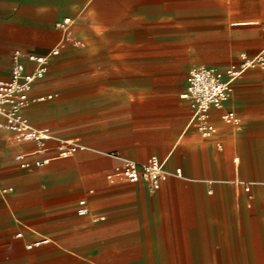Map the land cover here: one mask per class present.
I'll use <instances>...</instances> for the list:
<instances>
[{
    "label": "crops",
    "instance_id": "crops-1",
    "mask_svg": "<svg viewBox=\"0 0 264 264\" xmlns=\"http://www.w3.org/2000/svg\"><path fill=\"white\" fill-rule=\"evenodd\" d=\"M58 43L29 91L43 99L22 110L50 130L46 152L0 128V264H264V73L233 81L209 110V138L181 97L190 68L264 51V0H0V80L15 50ZM229 110L237 123L221 119ZM59 140L84 148L58 157ZM111 151L156 155L160 188L108 177ZM39 157L50 160L33 165Z\"/></svg>",
    "mask_w": 264,
    "mask_h": 264
},
{
    "label": "built area",
    "instance_id": "built-area-1",
    "mask_svg": "<svg viewBox=\"0 0 264 264\" xmlns=\"http://www.w3.org/2000/svg\"><path fill=\"white\" fill-rule=\"evenodd\" d=\"M72 21V18L65 17L57 22L56 26L63 34H66ZM58 53L59 43L44 54H22L15 50L11 57L9 77L6 80H0V128L9 130L18 142H34L35 152L40 156L46 152L47 141L52 138V134L47 128L32 126L22 114V110L32 101L43 99L40 97L31 100L29 91L33 82L42 78L46 73L48 59ZM20 56H24L32 63L31 70H26L25 63L20 59ZM248 68H258L264 73V51L254 56L241 54L237 64H231L223 70L204 66L190 68L186 76L185 91L181 97L190 102L192 115L189 124L196 128L200 136L209 138L214 135L216 128L209 120V110L222 108L229 96L233 81L238 79ZM221 119L228 124H235L238 121L234 112L230 110L223 112ZM217 147L220 148L219 143H217ZM82 148L84 145L75 140H59L56 146V156H68ZM105 155L117 160V164L113 166L112 173L108 177L111 175L122 176L130 182L143 180L151 192L157 191L167 176L164 162L156 155H150L143 162L123 157L116 151L106 152ZM15 158L20 168H27L31 165L25 159L24 154H17ZM49 160L48 157H39L33 161V165L43 166ZM175 174L180 175V170L176 169ZM248 189L249 186H246L245 190ZM76 212L79 215L87 213L85 200L79 201ZM41 241H46V239L35 241L27 246L38 244Z\"/></svg>",
    "mask_w": 264,
    "mask_h": 264
}]
</instances>
